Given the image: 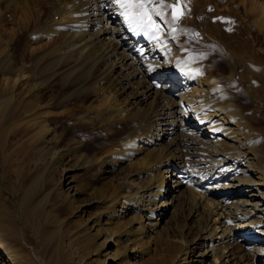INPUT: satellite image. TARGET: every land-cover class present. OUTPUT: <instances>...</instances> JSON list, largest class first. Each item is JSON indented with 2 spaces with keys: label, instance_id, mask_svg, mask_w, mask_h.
Segmentation results:
<instances>
[{
  "label": "bare ground",
  "instance_id": "obj_1",
  "mask_svg": "<svg viewBox=\"0 0 264 264\" xmlns=\"http://www.w3.org/2000/svg\"><path fill=\"white\" fill-rule=\"evenodd\" d=\"M2 1L8 4L11 0ZM246 1L238 0L245 9ZM168 2L175 7L180 6L176 5L177 0ZM260 2L252 1L249 12L254 27L264 36V0ZM154 4L158 5L159 2ZM69 6L70 12L62 22L66 30L46 33L52 43L60 40L67 49L62 53V44H55L42 57L34 58L32 67L36 66L35 69L38 68L40 73L50 72L47 80H52L56 74H65L72 84L79 81L85 84L89 81L90 84L85 87L88 91L91 85L94 87L99 82H107L102 83L106 85L107 93L104 92V99L100 103L104 109L99 113L101 120L98 119V122L102 121V125L108 127L111 133L114 130H125L123 134L126 135L127 144L120 152H112L105 160L98 156L84 157L83 163L87 167L98 164L100 172L105 173L111 172L107 169L111 163V168L115 169L119 178L116 182L111 180L109 184L95 188L86 199L79 198L85 191L78 186H69L70 182L66 185L69 190L63 192L61 180L49 192H42L38 200L24 202L26 205L31 204L29 215L37 221L39 227L45 226L43 230L46 225L52 227L51 232L47 233L49 237L43 241L45 251L51 249L53 240L61 235L60 231L66 223L70 226L74 224L70 253L62 241L60 243V239L49 255L45 252L39 255L35 248L27 250L26 241L16 222L8 225L0 218V264H163L164 256L155 253L161 245L153 240L152 235L159 231L158 228L163 225L169 213L177 212L187 213L186 217L191 222L186 229L188 233L195 230L193 238L197 239L195 242L192 239V246H187L184 252L181 249L187 256L190 251V259L186 260V256L184 260L181 258L183 263L264 264V140L250 126V120H256L257 113L253 112L246 117V125L245 120L237 114L233 95L216 84L209 65L205 64L209 70L208 75L200 77L197 67L203 63L198 61V56L188 53L190 49L186 44L191 35L190 30L181 29L180 33H175L171 24L164 23V15L161 18L154 14L164 25L162 33L156 34L139 28L133 30L123 15L124 9L116 0H70ZM201 6H204V0H191V11L201 14ZM212 19H216L215 23L219 26L211 34L201 30L196 36L214 40L220 32L219 28L223 26L230 33V19L227 20L221 14ZM57 27L54 24L53 29L56 31ZM153 35H156L155 39ZM137 38H143L150 55L156 56L155 61L142 60L141 54L131 48ZM229 42L226 41V44L230 46ZM209 47L222 55L230 69H233L229 57L223 53L219 44L210 43ZM173 55L175 57L171 58ZM73 57H76V62L83 64L80 65L84 69L78 72V69L72 71L69 68V73L59 70L65 61L67 63ZM94 70L98 72L96 76H93ZM17 71L20 73L19 79L24 80L18 86L21 90L37 88L29 83V73L23 67ZM77 72L79 75L76 77ZM154 75H159L164 81L163 87L155 88L151 82ZM193 83L196 87L191 88ZM255 87L248 84V88L258 93ZM81 88L84 87L79 86L74 91ZM5 92V97H14L12 90ZM40 101L37 99L36 102ZM254 102L257 105L255 99ZM42 113L47 112L41 110L39 115ZM84 114L78 116L79 119L93 125L94 120ZM43 122L47 123L46 119ZM43 122L40 120L38 130ZM120 124H123L122 128ZM42 127L44 132H48V123ZM76 147L77 144L74 145ZM123 163L127 165L123 167ZM178 169L187 170L193 175L190 183L181 182ZM209 177H212L214 184L211 189L201 191L195 187ZM221 181L223 185L219 186ZM50 193L55 195L52 204L49 202ZM27 194L33 193L28 191ZM93 205L101 206L95 221L93 215H89L91 218L85 216L88 207ZM136 207L140 208L139 213L134 212L133 208ZM67 209V216L60 218L58 214L61 211L65 213ZM240 237L244 243L255 242L248 250L243 249L244 244L238 242ZM180 238V243H187ZM233 238L237 240L236 244L231 243ZM177 255H173V259ZM169 261L167 264L176 262L172 258Z\"/></svg>",
  "mask_w": 264,
  "mask_h": 264
},
{
  "label": "rangeland",
  "instance_id": "obj_2",
  "mask_svg": "<svg viewBox=\"0 0 264 264\" xmlns=\"http://www.w3.org/2000/svg\"><path fill=\"white\" fill-rule=\"evenodd\" d=\"M252 1L254 0L244 2L247 10L243 7L242 2L239 4L240 1L238 2V0H216L214 3L204 0V6H201L202 12L198 14L194 10L191 11V0H180L176 5L183 7L184 14L180 16L181 18L178 21H174L172 18L173 8L166 7L164 23L168 22L171 24L175 33H180L181 29L190 30L191 35L188 36L189 39L186 41V44L190 49L188 53L195 54L198 56V61H202L200 63H203L202 66L197 67L200 77L201 75H208L207 71L209 72V70L205 66L209 65L210 73L217 81L216 84H219L226 93L233 95V102L237 105L238 109L237 114L241 116V119L245 120L246 125H248L246 117L250 116L253 112L257 113V119L250 120V126L252 125L253 129L255 128V132L260 133L258 136L264 140V36L258 33L259 30L254 27V20L251 18L249 12V9L252 7ZM260 1L262 2V0ZM153 2H159V0H153ZM258 2L259 0H257ZM69 3L70 0H11L8 1V4L3 1L0 2V65H2L0 66V218L8 225L16 222L15 224L20 233H22L21 235L24 236L23 240L26 241L27 250L35 248L39 255L43 252L49 255L58 239H60V243L62 241L63 244H61L70 253V240L73 239L75 233L74 224L70 226L66 223L65 228L60 231L61 235L58 238L53 236L55 239L53 240L51 249L45 251L46 247L43 245V241L46 237H49L47 233L51 232L52 227L46 225L45 231L43 230L45 226L39 227L37 221L29 215L31 204L26 205L24 202H32V199L38 200L42 196V192H49L61 180L63 192L69 190L66 185L70 182L69 186H78L82 191H85L79 195V198H88L95 188L109 184L111 180L116 182L119 177H117L115 169L111 168L113 166L111 163L107 165V169L111 172H100L101 169L98 164L87 167L83 163L84 157L98 156L99 159L105 160L112 152H120L119 150L123 149V147L125 148L127 144V140H125L126 135L123 134L125 130H114V133H111L108 127L102 125V121L101 123L98 122V119L101 120L99 113L104 109V106L101 107L100 103L104 99L103 94L106 91V85L102 83L107 84V82H99L94 87L91 85L89 87H92L91 91H88L86 88L90 82L82 84L79 81V83H75L76 88L81 86L86 87V90L81 92V89H84L81 88L74 91L76 89L74 87L75 84L70 83L71 80L65 74H56L55 78L47 80L50 72L40 73L38 72V68L35 69L36 66L35 68L32 67L34 58L36 59L37 56L42 57L55 44L58 43L55 46L62 44L60 40L52 43L46 37V33L57 31L60 33L62 30H66L62 22L65 21L70 12ZM164 4L169 5L170 3L168 0H164ZM201 4H203V1H201ZM217 13L224 16L227 20H231L229 24L230 33L223 26L219 28L220 32L215 35L216 38L214 40L205 36V39L196 36L201 30L211 34L212 30L219 26V24L215 23L216 19L215 21L212 19V17H217ZM255 13L257 14V12ZM54 24L58 25V30L56 29V31L53 29ZM174 27H177L178 31ZM54 37H57V35ZM226 41H230V46L226 44ZM210 43L219 44L223 48V53L229 57L232 70L224 57L217 54L214 48L209 47ZM61 46V52L64 53L67 47L65 46V48L63 44ZM180 55L183 56V53ZM174 57L175 55L171 58ZM75 59L76 57L68 59V65L65 61V64L63 63L59 67V70H65L69 73L70 68L72 71L78 69V72H80L81 69H84V67H81L83 64L76 62ZM7 62L10 66L7 65ZM78 63L79 65L82 64L80 68ZM20 67H23L26 73H29H27V76L30 77L29 83L37 86V88L31 91H24L18 87L24 81L19 79L20 73L17 70ZM78 72L75 73L76 77L79 75ZM94 72L93 76H96L98 74L97 70H94ZM41 82L43 84L39 85ZM248 84L256 86L255 88L258 89V93H254L251 88H248ZM191 86V88L196 87L194 83ZM6 90H12L15 93L14 97L12 96L13 99L12 97H5ZM80 92L81 94H79ZM177 92H180V90H177ZM72 96L76 99H73ZM37 99L38 101L42 99V101L38 103L36 102ZM176 99L179 100V98ZM254 99L257 101V105ZM41 110L47 113L39 115ZM83 114L85 117L94 120V124L89 125L86 124L84 119L80 120L79 117ZM42 118L43 120L46 119L48 123V132H44L43 130L42 125L47 123H44ZM31 119L32 121H30ZM38 119L44 123L39 130L38 124L41 123ZM122 126L123 124H120V128ZM115 132L117 133L115 134ZM38 135L43 136L45 140L40 139L41 137L39 138ZM47 137L50 139L48 140ZM165 142L167 143V140ZM75 144L78 147L74 148ZM137 157H140V155H137ZM134 160L136 161V159ZM126 165L127 163L122 164L123 167ZM61 166L64 167L62 168ZM58 168L59 170H56ZM35 189L39 192L36 190L35 193ZM28 191L29 193L32 191L33 194L28 195ZM55 193L59 194L56 191ZM26 195H28L27 199H25ZM50 195L49 202L52 204L54 203L55 195L53 193H50ZM98 207L97 205L88 207V213L85 216L91 218L89 215H93L92 217L95 221L98 218V212H101V206ZM133 210L135 213L141 211L137 207L133 208ZM68 212V209L65 213L61 211L58 216L63 218L67 216ZM124 213L128 214L129 212ZM186 216V212L169 213L163 225L158 228L159 231L152 235L153 240L158 241L161 245L160 247L158 246V250L155 253H159L162 257L164 256L163 264L170 263L169 260L171 258L172 261H176L171 262L172 264H187L182 261L185 256L187 257L185 258L186 260L190 259V249L188 250V256L183 252L187 246H192L193 237L195 236L193 232L195 230L188 233V229L186 228L191 220H188ZM88 223L84 226L86 227ZM42 235H45V237ZM41 237L43 238L41 239ZM180 237H182L183 241L186 240L187 243H180L178 241V239L181 240ZM240 238L238 242L243 243L245 246L246 241L244 243V241H240ZM195 240L197 239L195 238ZM231 240V243L236 244L237 240L235 238ZM181 249H183V252ZM243 249H246V247ZM180 250L181 252H179ZM175 252L178 254V257L175 256V258H178H176L178 261L175 258L173 259V255H176ZM207 261H210V259H207ZM248 264H251V262H248Z\"/></svg>",
  "mask_w": 264,
  "mask_h": 264
},
{
  "label": "snow or ice",
  "instance_id": "obj_3",
  "mask_svg": "<svg viewBox=\"0 0 264 264\" xmlns=\"http://www.w3.org/2000/svg\"><path fill=\"white\" fill-rule=\"evenodd\" d=\"M116 3L124 9L123 15L129 26L133 27V30L139 28L156 34L161 31V27L152 19L153 14L162 18L165 7L175 9V5H165L164 0H159L158 5L154 4L153 0H116ZM177 3H179V0H177ZM172 18L174 21H178L181 17L174 10ZM155 38L156 35H153V39Z\"/></svg>",
  "mask_w": 264,
  "mask_h": 264
}]
</instances>
